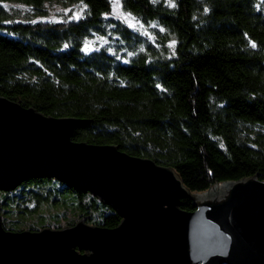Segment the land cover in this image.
I'll list each match as a JSON object with an SVG mask.
<instances>
[{"label":"trees","instance_id":"trees-1","mask_svg":"<svg viewBox=\"0 0 264 264\" xmlns=\"http://www.w3.org/2000/svg\"><path fill=\"white\" fill-rule=\"evenodd\" d=\"M121 1L153 39L114 17L111 0H0V95L82 119L73 140L152 158L193 193L264 180V0ZM54 7L82 15L52 21ZM45 205L95 226L121 221L91 192L54 177L0 188L8 230H25ZM182 208L195 210L194 200Z\"/></svg>","mask_w":264,"mask_h":264},{"label":"water","instance_id":"water-1","mask_svg":"<svg viewBox=\"0 0 264 264\" xmlns=\"http://www.w3.org/2000/svg\"><path fill=\"white\" fill-rule=\"evenodd\" d=\"M83 123L0 95V188L54 177L121 217L115 228L81 218L12 231L0 206V264H264V180L246 177L197 195L152 158L73 140ZM185 199L196 209H183Z\"/></svg>","mask_w":264,"mask_h":264},{"label":"rangeland","instance_id":"rangeland-1","mask_svg":"<svg viewBox=\"0 0 264 264\" xmlns=\"http://www.w3.org/2000/svg\"><path fill=\"white\" fill-rule=\"evenodd\" d=\"M112 1V15L114 17L119 18L120 20H122L123 22H125L130 28H132L133 30L141 33L142 35L153 39V34L151 31V27L148 26H144L140 21H138L132 14H130L129 12L125 11L122 7V1L121 0H111ZM17 10H19L23 15H25L28 12V8L26 7H22V6H14ZM82 15V10L77 8V7H73V8H60V7H54L52 8V10L50 11V16H49V20L52 21H68V20H75L78 19L80 16ZM39 18H36L34 20H37ZM221 186V185H219ZM214 189V188H213ZM208 191L206 192H201V193H195L197 195H205ZM41 213L43 215H41ZM59 213L60 216L59 217V222L56 218H53L52 216L54 214ZM42 217H46V223L44 226H40L35 229V230H39L42 229L44 227H51V228H64L65 226L68 225H73L75 224L80 218V215L78 213H75L71 210H67L64 211L63 209H57V208H53L50 207L48 205L43 206V208L36 213V215L34 216L35 218L29 222L23 223L22 228H25V230H29L28 226L29 223H38L39 219L41 216ZM72 224H69V223ZM88 223V222H87ZM92 225V224H91Z\"/></svg>","mask_w":264,"mask_h":264},{"label":"snow or ice","instance_id":"snow-or-ice-1","mask_svg":"<svg viewBox=\"0 0 264 264\" xmlns=\"http://www.w3.org/2000/svg\"><path fill=\"white\" fill-rule=\"evenodd\" d=\"M168 2H169V6H170V7H175V4H174L173 0H168ZM207 11H208V9H205V12H207ZM173 43H174V42H173ZM250 43H251V46H252L253 48L256 47V45H255L254 42H250Z\"/></svg>","mask_w":264,"mask_h":264}]
</instances>
